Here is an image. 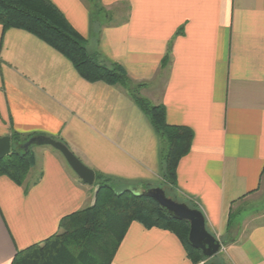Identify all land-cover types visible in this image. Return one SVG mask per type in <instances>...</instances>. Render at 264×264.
<instances>
[{"label": "crops", "instance_id": "1", "mask_svg": "<svg viewBox=\"0 0 264 264\" xmlns=\"http://www.w3.org/2000/svg\"><path fill=\"white\" fill-rule=\"evenodd\" d=\"M48 1L89 52L120 66L141 97L164 108L168 125L192 132L172 194L203 214L225 262L264 264V211L246 226L249 212L241 211L264 181V0ZM13 134L61 141L112 181L165 186L167 148L122 87L86 82L41 40L0 26V137ZM31 152L22 186L0 177V264L94 202L96 187L59 153ZM110 264L193 263L173 233L132 222Z\"/></svg>", "mask_w": 264, "mask_h": 264}, {"label": "trees", "instance_id": "2", "mask_svg": "<svg viewBox=\"0 0 264 264\" xmlns=\"http://www.w3.org/2000/svg\"><path fill=\"white\" fill-rule=\"evenodd\" d=\"M0 26L3 31L18 29L41 40L67 59L86 82L122 87L167 144L161 160V177L165 183L162 189L167 197L175 198L171 191L177 165L189 153L193 139L188 128L168 125L164 108L141 98V85L133 84L120 66L107 65L89 52L85 40L48 0H0ZM32 137L13 134L11 152L0 160V177H7L17 186L24 184L34 165L30 148L23 149ZM93 187L96 192L92 206L62 218L57 234L41 245L17 252L11 264H110L132 222L173 233L183 244L191 263L207 261L189 244L188 223L173 219L154 200L141 195L150 185L119 183L95 174ZM183 203L196 209L188 202Z\"/></svg>", "mask_w": 264, "mask_h": 264}, {"label": "water", "instance_id": "3", "mask_svg": "<svg viewBox=\"0 0 264 264\" xmlns=\"http://www.w3.org/2000/svg\"><path fill=\"white\" fill-rule=\"evenodd\" d=\"M31 146L52 148L62 156L67 166L81 182L87 186H93L95 173L86 167L64 143L40 135L30 138L23 145V149L27 150ZM10 152V137H0V160L7 157ZM141 195L154 200L173 219L188 223V242L194 249L201 252L204 259H211L219 253L222 244L207 231L204 216L198 209L190 208L185 203L177 201L176 198L167 197L160 187H150L142 191Z\"/></svg>", "mask_w": 264, "mask_h": 264}, {"label": "rangeland", "instance_id": "4", "mask_svg": "<svg viewBox=\"0 0 264 264\" xmlns=\"http://www.w3.org/2000/svg\"><path fill=\"white\" fill-rule=\"evenodd\" d=\"M95 18L96 19H104V21H106V22H109V21H113V19H114V17H113V15H107V16H105V18H103V16H102V14L101 13H99V12H97L96 14H95ZM141 89V88H140ZM140 89H139V93H140ZM139 96H140V94H139ZM141 97V96H140ZM141 98H143V97H141ZM144 99V98H143ZM145 100V99H144ZM163 142H164V144H165V146H166V148H167V144H166V142H165V140H163ZM36 148H41V147H37V146H31L30 147V150L31 151H35L36 150ZM43 148H46V149H48V150H53L52 148H50V147H43ZM165 148V149H166ZM167 150V149H166ZM55 150H53V152H54ZM56 152V151H55ZM58 153V152H57ZM62 157V156H61ZM154 187H158V186H154ZM160 187V186H159ZM172 192V191H171ZM178 201V200H177ZM241 207H242V209H241V211L243 212V211H246V212H249V216L247 217V219L248 220H244V224H243V226H246V225H248V224H246V222L247 221H250L251 223L253 222H257L258 221V217H259V212H261L262 210L264 211V181H263V184H262V188H261V190H260V192H259V196H257V195H254V196H252L251 198H248V200H246V201H243L242 203H241ZM246 209V210H245ZM232 216H233V218H232V220L231 221H233L234 222V218H235V216H236V214H235V210H234V212H233V214H232ZM240 220L241 221H243V215H241L240 214ZM237 217H239V216H237ZM262 218V217H261ZM261 218H259V219H261ZM236 223H237V221H236ZM235 225V224H234ZM198 264H227L226 262H225V259L223 258V256H222V252H221V250L219 251V253L217 254V255H215L214 257H212L211 259H209V260H207V261H200Z\"/></svg>", "mask_w": 264, "mask_h": 264}]
</instances>
